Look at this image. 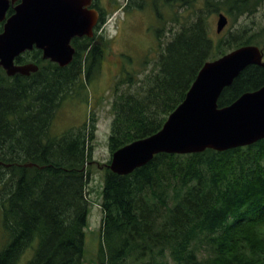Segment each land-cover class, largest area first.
<instances>
[{
    "label": "trees",
    "instance_id": "trees-1",
    "mask_svg": "<svg viewBox=\"0 0 264 264\" xmlns=\"http://www.w3.org/2000/svg\"><path fill=\"white\" fill-rule=\"evenodd\" d=\"M173 1L191 14L179 28L170 27L165 42V25L157 30L153 69L142 77H117L111 156L158 132L207 61L262 42L264 28L247 34L242 27L215 44L209 18L221 9L235 18L252 14L263 0H204L201 6ZM98 9L94 35L73 38L76 51L68 65L44 59L34 48L16 60L38 64L36 72L10 76L0 66V211L6 235L0 264H84L97 116L92 112L82 126L61 135H52L51 125L62 100L102 67L107 39L98 30L107 13ZM179 16L175 12V23ZM3 28L0 22V33ZM263 85L264 67L249 65L218 104L229 105ZM107 164L99 264H264V139L225 151L158 153L126 175Z\"/></svg>",
    "mask_w": 264,
    "mask_h": 264
},
{
    "label": "water",
    "instance_id": "water-1",
    "mask_svg": "<svg viewBox=\"0 0 264 264\" xmlns=\"http://www.w3.org/2000/svg\"><path fill=\"white\" fill-rule=\"evenodd\" d=\"M15 1L0 0V22H4L0 66L10 76L29 75L39 69L36 63L16 62L27 50L41 49L44 59L66 66L76 51L72 39L94 35L99 12L89 7L93 0H21L7 17ZM228 22V16L220 12L217 32ZM249 65L264 67V51L259 45H243L207 61L163 127L113 152L109 168L126 175L158 153L225 151L264 139V85L243 93L229 105L218 104L223 90Z\"/></svg>",
    "mask_w": 264,
    "mask_h": 264
},
{
    "label": "rangeland",
    "instance_id": "rangeland-1",
    "mask_svg": "<svg viewBox=\"0 0 264 264\" xmlns=\"http://www.w3.org/2000/svg\"><path fill=\"white\" fill-rule=\"evenodd\" d=\"M203 1L195 0L194 5L201 6ZM181 4V1L176 3L172 0H102L101 6L107 13L105 24L98 30V34L107 39L102 67L98 75L89 83H85L84 87L75 88L72 95L62 100L52 122L51 134L61 135L82 126L92 112L97 116L94 162L89 164L90 178L86 187L89 214L85 229L84 264L100 263L103 224L101 203L105 184V165L112 157L109 137L117 77L127 73H134V76L140 73L142 77L144 70L146 72L153 69L160 50L157 30L165 25V33L168 34L165 35V42L172 36L169 32L170 27L179 28V23L191 14ZM259 5L254 13L239 15L236 18L221 9L219 13H225L229 22L220 33L217 32L219 13H213L209 22L210 35L214 43L217 44L242 27L249 29L247 34L261 31L264 28V0ZM157 10L161 16L158 15ZM175 12L180 14L177 23L173 21ZM262 36L259 46L264 49V33ZM147 60H150L149 63ZM122 88L126 89L127 85ZM5 241L6 235L0 211V248ZM28 256L29 252L25 257Z\"/></svg>",
    "mask_w": 264,
    "mask_h": 264
},
{
    "label": "flooded vegetation",
    "instance_id": "flooded-vegetation-1",
    "mask_svg": "<svg viewBox=\"0 0 264 264\" xmlns=\"http://www.w3.org/2000/svg\"><path fill=\"white\" fill-rule=\"evenodd\" d=\"M20 2H21V0H16L14 3H11V6H10V8H9V10H8V13H7V17L10 16V15H12V14H9L10 9H11V8H14V6L17 5V4L20 3ZM101 2H102V0H93V1H92V4L89 5L90 8H92V9H97V10L99 11V19H98L97 25L99 24V20H100V17H101V12H100V10L98 9V7H102V6H101ZM14 12H15V9H14ZM97 25H96V26H97Z\"/></svg>",
    "mask_w": 264,
    "mask_h": 264
}]
</instances>
